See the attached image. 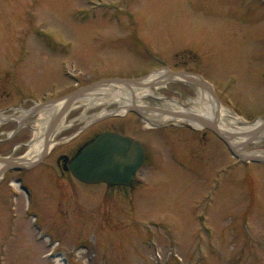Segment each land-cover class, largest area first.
<instances>
[{
    "label": "rangeland",
    "instance_id": "rangeland-1",
    "mask_svg": "<svg viewBox=\"0 0 264 264\" xmlns=\"http://www.w3.org/2000/svg\"><path fill=\"white\" fill-rule=\"evenodd\" d=\"M130 59L133 78L163 63L183 68L215 89L222 109L246 122L264 119L260 0H0V73L17 70L19 83L37 90L54 78L50 96L59 98L69 87L94 82L95 72L127 76L129 70L107 62ZM65 70L72 79L58 80ZM150 88L187 105L198 95L197 87L180 82ZM143 101L164 107L163 100ZM116 106L73 108L67 121L77 119L61 135L85 128L76 144L89 131L114 125L138 138L149 156L133 189L123 198L110 192L101 202L104 189L95 187L79 205L67 196L61 210L68 217L62 219L55 190L69 195V185L60 170L30 180L24 194L13 187L19 186L15 173H6L0 181V264H264V161L237 160L212 132L203 137L205 129L154 126L133 112L88 120ZM12 143L0 146V156ZM66 145L57 144L45 163H54ZM242 150L264 154V139Z\"/></svg>",
    "mask_w": 264,
    "mask_h": 264
},
{
    "label": "flooded vegetation",
    "instance_id": "flooded-vegetation-1",
    "mask_svg": "<svg viewBox=\"0 0 264 264\" xmlns=\"http://www.w3.org/2000/svg\"><path fill=\"white\" fill-rule=\"evenodd\" d=\"M149 54L151 53L149 52ZM130 60H123L122 62L119 60L116 63H114V61L107 62V64L109 63L108 64L109 68L112 66L111 64H113V65H116L117 68L121 67L124 70H129L127 72V76H119L120 75L119 72L114 73L112 71L108 72L107 70L103 72L93 73L95 74L94 76H92V77H95L93 81L100 80L103 78L134 79L133 78L134 76L132 77L130 75H134L136 66L134 65L132 60L131 61ZM146 71H147L146 73L142 72V74L141 73L140 74L144 76L145 74H148V73L152 74V73H156L159 71H164L167 75H169L170 71L171 72H187L183 68L172 69V67L170 66L167 67V65L164 63L161 67L151 66ZM188 73H191V72H188ZM68 74L70 73H67V70H65V74L62 77H60L58 80L67 79V78L72 79L70 75L67 76ZM0 75H1L0 76V146L7 145L8 142L13 141L11 148L8 152L9 154L5 156H1V157H9L11 160L17 159L18 162L24 163V165L26 166V167L16 168L14 166L11 167V166L6 165L2 173V177L0 178V181L4 178V175L6 173L7 174H10V172L15 173V176L13 179L16 181L17 184H19L20 187L18 185L17 187L15 186L13 187L16 188L18 191H20L19 193L24 194L25 192L22 189V186L30 185L29 184L30 180L31 181L39 180L41 177H45V175H47L49 171L51 172L52 169L54 168L56 169V171L60 170L59 171L60 176H62V178L65 179V181H67L69 185L67 189L69 191V195L61 193V190L59 189V187L56 188V190L55 189H52V190L53 192L54 190L57 192L56 207L59 208L58 217L62 219L64 217L65 218L68 217V215L64 216L61 210V207H63L64 203L66 202L67 196L72 198L73 201L76 203V205L77 204L79 205L80 198L84 194H87L88 196L92 191L94 192L93 189L95 187L101 186L100 190L104 189V191L102 190L101 196L99 198V200L102 199L101 202L105 201L104 198L106 194L110 192H114V191L115 193H117V196H121L122 198L127 197L126 194L129 193V191L133 189L135 180L129 185H108L106 183H97V184L85 183V182H81L78 179H76L71 174V172L67 169L68 160H70L76 154L78 149L84 143L88 142L89 140L94 138L97 134L103 131H116L121 134H126L123 132L122 129L117 130L114 127V125H111L109 129L101 128L98 130L97 129L92 130V131H89V133L85 134L80 141L76 142V144H73L71 142L74 140V138H77L81 133H83L85 131L84 130L85 128L79 130L77 133H75V135H72L69 137L65 135H61V133L64 130L69 129L72 125V122L77 119V118H74L72 120H69L68 122L67 120L69 119L68 117V114L70 113L69 111L64 117V120L66 121V123H69L67 124V126L60 129L57 133L55 131L57 129L58 123L55 124L51 130H49L51 123L49 124L47 128V135L49 136L51 133H55L54 139L55 141H57V143H55L51 148L47 147L46 155L42 156L43 151H44L43 149L39 157H37L36 159L30 162H27L23 158L26 155V153L30 150V144L36 138L35 128L39 123L38 120L40 119L37 116L40 115V113L43 110L49 109L50 106L53 104L52 100H54V98L57 97L56 95L50 96L56 87L54 85L55 80H53L54 79L53 78L52 83H49L51 84V86L50 85L46 86L47 84H43L39 86V88L36 90L35 87L31 86L29 82L25 83V82L20 81L19 83L18 81H16V76L20 77V73L17 70L16 71L12 70L10 67H7L5 70H3L0 73ZM11 77L14 80L12 81L13 91L12 93H9L6 87L8 86V82L11 79ZM173 82H176V81H173ZM42 86H46V87H42ZM189 86H192V85H189ZM72 90L73 88L69 87L68 89H65L62 95H67L70 92H72ZM1 103H5V104H1ZM51 122H53V120H51ZM206 131H209V130H206V129L203 130L202 132L203 137L205 136ZM26 135H28V137L24 138ZM60 143H67V145L64 147L63 151H60L54 155V163L46 164L45 160L48 159V157L50 156L55 146ZM142 146L144 150V162L138 171H140L147 164L148 156H149V152L147 151L146 145L142 143ZM20 148H24V152L21 155H14V153L17 152ZM61 187L63 188V186ZM78 188H79V191H78ZM31 192L33 193V191ZM112 202L114 205L116 203V200H113ZM131 204L132 203H129V205ZM102 216L104 217L103 219L106 218L104 211L102 212Z\"/></svg>",
    "mask_w": 264,
    "mask_h": 264
},
{
    "label": "water",
    "instance_id": "water-1",
    "mask_svg": "<svg viewBox=\"0 0 264 264\" xmlns=\"http://www.w3.org/2000/svg\"><path fill=\"white\" fill-rule=\"evenodd\" d=\"M264 3V0H261ZM173 80L185 82L199 87L208 92L214 99L217 110L220 109V101L216 95L213 87L206 82L201 76L190 74L187 72H169ZM148 76V75H147ZM137 79H122V78H103L87 85L81 86L67 96L57 98L54 101L65 100L59 113L51 122L49 130L60 120L69 108L71 103H74L83 94L98 86H105L108 84H121L130 87H151L154 83L144 82L146 77ZM175 76V77H174ZM177 78V79H175ZM152 99L161 100L163 98L151 97ZM117 108V107H115ZM128 111L134 112L145 120L148 111H159L164 114L179 116L192 120L200 126L212 131L220 140H222L229 150L242 160L246 161H264V155H242L238 152L237 146L232 143L236 135L235 133H228L222 131L218 125L216 111L213 119H208L196 113L178 114L174 111L164 109L162 107H155L150 105L139 106L132 104L127 108ZM243 123H253L242 121ZM186 126H191L188 123ZM264 130V119L260 124L249 131L247 139L241 144L240 148L245 147L248 143L257 140L258 135ZM47 147L44 148L42 156L46 155ZM144 161V151L139 140L130 136L123 135L115 131H104L97 134L90 141L83 144L76 154L67 162V169L73 174L75 178L86 183H100L104 182L108 185H129L135 179L136 172L142 166ZM0 162H4L7 166H14L16 168L26 167L24 163L18 162L17 159L11 160L9 157H1Z\"/></svg>",
    "mask_w": 264,
    "mask_h": 264
},
{
    "label": "bare ground",
    "instance_id": "bare-ground-1",
    "mask_svg": "<svg viewBox=\"0 0 264 264\" xmlns=\"http://www.w3.org/2000/svg\"><path fill=\"white\" fill-rule=\"evenodd\" d=\"M169 76L164 71H159L156 73H152L149 75L144 82L154 83L155 85H161L168 80ZM198 95L194 98H188L187 102L189 105L184 104L182 102H178L173 99H161L164 101V108L170 111H174L178 114H188V113H196L207 117L208 119H213L216 111L217 113V121L220 129L222 131L228 133H235L238 136H235L232 140V143L237 146L238 152L242 155H264L263 153L257 152H246L240 148L241 144L247 139V135L250 130L257 127L262 119H256L253 123H243L242 120L234 114L231 110L218 109L215 105V102L210 97V95L200 88L196 89ZM158 97L155 96L154 91L150 87H136L131 85L130 87L124 86L121 84H108L105 86L95 87L91 92L83 94L79 99H77L74 103H71L69 106V110L76 108L80 105H86L87 107H94L101 103H115L117 108L114 109H102L100 112L91 116L89 121L94 119L98 115L105 114H118L123 115L126 113L127 108L136 104L139 106H145L144 99L147 97ZM162 98V97H160ZM65 100L60 102L53 103L49 109L43 110L42 117L38 120L39 123L36 126V138L30 144V150L24 156V159L27 162H30L37 157L40 156L43 149L45 147L51 148L57 141L54 139V134L51 133L49 136L47 135V128L51 120L59 113L61 107L64 105ZM147 118L152 124H159L165 122H173V123H188L193 127H200L198 123L188 120L186 118H182L179 116L167 115L159 111H148L146 113ZM86 115L80 116V119L87 120ZM64 117L58 123L56 133L67 126ZM48 137H47V136ZM264 139V130L258 135L257 140L259 141ZM6 167L4 162H0V178L2 177V173ZM62 258V256H61Z\"/></svg>",
    "mask_w": 264,
    "mask_h": 264
}]
</instances>
